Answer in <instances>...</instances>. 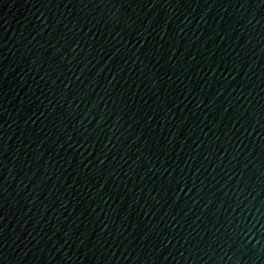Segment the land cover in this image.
Wrapping results in <instances>:
<instances>
[{
	"label": "water",
	"instance_id": "obj_1",
	"mask_svg": "<svg viewBox=\"0 0 264 264\" xmlns=\"http://www.w3.org/2000/svg\"><path fill=\"white\" fill-rule=\"evenodd\" d=\"M0 264H264V0H0Z\"/></svg>",
	"mask_w": 264,
	"mask_h": 264
}]
</instances>
